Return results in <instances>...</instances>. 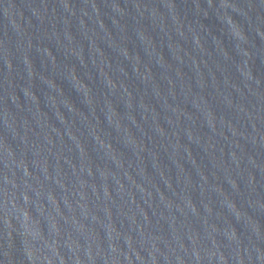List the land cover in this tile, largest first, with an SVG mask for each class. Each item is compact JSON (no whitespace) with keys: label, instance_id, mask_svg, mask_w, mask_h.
Wrapping results in <instances>:
<instances>
[{"label":"water","instance_id":"obj_1","mask_svg":"<svg viewBox=\"0 0 264 264\" xmlns=\"http://www.w3.org/2000/svg\"><path fill=\"white\" fill-rule=\"evenodd\" d=\"M0 264H264V0H0Z\"/></svg>","mask_w":264,"mask_h":264}]
</instances>
